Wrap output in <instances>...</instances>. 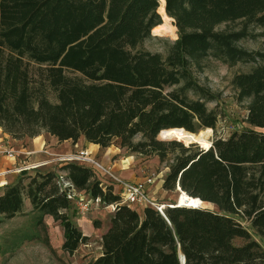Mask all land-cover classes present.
Returning a JSON list of instances; mask_svg holds the SVG:
<instances>
[{
  "label": "trees",
  "instance_id": "1",
  "mask_svg": "<svg viewBox=\"0 0 264 264\" xmlns=\"http://www.w3.org/2000/svg\"><path fill=\"white\" fill-rule=\"evenodd\" d=\"M158 6V0H0V128L16 140L45 132L107 147L117 138L134 153L161 161L174 155L162 188L179 186L216 206L173 202L163 214L144 207L140 217L136 208L117 205L92 264H180L179 253L184 264H264V250L249 230L264 237V131L257 129L264 128V63L233 79L238 98L248 99L253 128L215 137L208 148L158 139L169 128L196 133L216 126L214 110L174 87L181 78L177 62L218 47L222 37L214 28L222 22L264 24V0H165L179 34L167 58L134 50L159 25ZM236 51L225 45V52ZM137 135L141 140L132 143ZM61 165L36 167L26 182L17 177L0 187V216H16L28 199L61 222L62 247L71 254L87 237L61 212L71 201L57 172L105 204L121 198L111 184L103 187L91 166Z\"/></svg>",
  "mask_w": 264,
  "mask_h": 264
},
{
  "label": "rangeland",
  "instance_id": "2",
  "mask_svg": "<svg viewBox=\"0 0 264 264\" xmlns=\"http://www.w3.org/2000/svg\"><path fill=\"white\" fill-rule=\"evenodd\" d=\"M157 13L160 17V24L162 23V16L158 11ZM170 18V23L175 27V37L154 34L151 29L150 35L144 37L134 50L158 52L163 58H167L174 50L175 42L179 37L174 18ZM214 33L218 37H222L219 46L215 45L216 49L210 48L203 54L191 57L183 55L180 58L177 62L178 73L181 75L180 83L174 86L176 88L183 87L190 98L200 99L205 103L207 109L217 113L216 126L213 129L210 128L208 138L210 143L215 137L227 138L234 131L253 128L247 122L248 99L238 98L233 79L236 74L250 72L254 67L264 63L262 59L264 56V24L258 23L255 19L229 20L218 24L214 28ZM233 33L235 36H232ZM226 44L237 50L234 55L231 52H225ZM66 74L78 75L71 71H67ZM257 129L264 131V128ZM141 138L140 135L135 136L132 143L138 142ZM158 139L175 140L168 135L167 130L162 132ZM110 144L119 146L120 140L113 138ZM120 147L122 156L138 155V153L132 152L128 145H120ZM173 156L170 154L166 160L161 161L155 154L141 155L140 157H147L144 159L146 163L144 165L145 175L153 177L154 182L158 183L167 173L170 159ZM26 166L29 165L22 164L12 169L17 177L23 179V182L27 181L29 175L32 176L37 169H40L16 171L17 168ZM24 172L27 174H22ZM93 180H96L95 174ZM177 191L174 190L171 193L169 200L162 197L155 198V196L153 198L157 203H163L167 206V204L176 203ZM76 192L84 199L91 198L84 190L77 189ZM150 195L153 194L150 193ZM98 204V208H104L108 211V208H105L108 204L103 201ZM202 206L212 210L216 209V206L209 203H203ZM134 208L139 212L142 211V207ZM107 211L99 212L102 214ZM61 212L67 214L71 222L84 236L90 235L86 236L87 240L80 243L73 253H68L62 247L64 235L61 222L51 214L34 209L29 200L25 198L22 210L16 216L9 219L0 216V264H92L94 258H97L102 252V246L96 229L91 232V227L102 229L100 221H92L95 214H89V210L86 213H80L72 201L70 207L67 210L62 209ZM241 222L249 227V222L243 219ZM249 230L252 237L260 243L264 250V237L257 236L250 228ZM235 243L240 244L242 240L236 239Z\"/></svg>",
  "mask_w": 264,
  "mask_h": 264
},
{
  "label": "crops",
  "instance_id": "3",
  "mask_svg": "<svg viewBox=\"0 0 264 264\" xmlns=\"http://www.w3.org/2000/svg\"><path fill=\"white\" fill-rule=\"evenodd\" d=\"M6 149L14 151V155L12 157L6 156L3 152ZM80 149L88 151L91 156L103 165L110 166L113 173L120 179L135 182L149 177L146 176L144 172V165L146 164L144 159L147 157H140L141 154L122 156L120 145L114 146L110 144L107 147H101L98 144L86 141L83 137L78 138L76 142H73L72 140L59 141L55 136L45 132L33 138L16 140L0 129V180H4L5 183L3 185L12 184L17 179V175L12 169L18 165H37L59 156L69 155ZM57 163L58 165H61V163L53 161V163L43 165V167L40 166L39 168L46 169V167L52 166V169H56L55 166ZM162 183L163 179H160L158 183L154 182V185L150 186L149 192L153 194L152 196H155V198L162 197L169 200L173 191L164 190L162 188ZM101 184H109V181H102ZM3 185H0V187ZM114 210L110 207L108 208V211L104 208L96 209L91 207L89 209V214H95L93 215L94 217H92V221H100V227H102V229L91 227V232L96 229V234L99 236L100 240L101 236L110 226V219ZM99 211L107 212L101 214ZM139 213L141 217L142 212ZM86 236L90 235L86 234ZM95 259L96 257L94 260Z\"/></svg>",
  "mask_w": 264,
  "mask_h": 264
},
{
  "label": "built area",
  "instance_id": "4",
  "mask_svg": "<svg viewBox=\"0 0 264 264\" xmlns=\"http://www.w3.org/2000/svg\"><path fill=\"white\" fill-rule=\"evenodd\" d=\"M6 156L12 157L14 155V151L6 149L3 151ZM55 162H78L83 163L85 165L91 166L97 172H99L103 176V181H109V184L114 188V191L119 194L120 202L108 204L105 208H111L114 210L117 205L124 204L128 207H152L158 212L163 214V210L166 207V204H159L155 201L153 196L150 195V186L154 184L153 177H146L140 181H126L117 177L110 166L103 165L97 159H95L91 154L86 151L85 149H80L76 152H73L69 155L59 156L53 158L49 161L42 162L37 165H29L24 168H17L16 171L21 172L25 169H33L36 167H40L43 165H47L50 163ZM58 164V163H57ZM58 184L61 190L66 194V198L72 201L78 211L80 213L87 212L91 206L93 205L94 208H98L97 205L100 203L101 199L99 197L96 198H89L84 199V197L80 196L79 193L76 192V188L74 185L65 178V173L63 171H58ZM118 188V189H115ZM168 205V204H167Z\"/></svg>",
  "mask_w": 264,
  "mask_h": 264
},
{
  "label": "bare ground",
  "instance_id": "5",
  "mask_svg": "<svg viewBox=\"0 0 264 264\" xmlns=\"http://www.w3.org/2000/svg\"><path fill=\"white\" fill-rule=\"evenodd\" d=\"M157 11L162 16V23L156 25L152 28V32L158 35H170L175 37V27L170 23V17L165 12V0H159V6ZM167 133L170 137L174 139L181 140L183 143H197L204 148H208L210 146L209 135L210 128H206L203 130H199L196 133L185 131L180 128H171L167 130ZM4 180H0V185H3ZM178 203V204H177ZM204 202L197 198H191L187 196L184 192H178L176 205L178 206H202Z\"/></svg>",
  "mask_w": 264,
  "mask_h": 264
},
{
  "label": "water",
  "instance_id": "6",
  "mask_svg": "<svg viewBox=\"0 0 264 264\" xmlns=\"http://www.w3.org/2000/svg\"><path fill=\"white\" fill-rule=\"evenodd\" d=\"M174 128H178V127H174ZM169 129H171V128H169ZM180 129H183V130H185L184 128H180ZM186 131V130H185ZM176 141H178V140H176ZM180 142V141H179ZM189 144H192V143H188V144H184L185 146H187V145H189ZM210 146H211V143H210ZM209 146V147H210ZM177 190L179 191V192H182L181 190H180V188H179V186H177ZM188 196V195H187ZM190 197V196H189ZM192 198V197H191ZM197 199H199V198H197ZM207 203V202H206ZM178 204V203H177ZM178 206V205H177ZM188 207H199V206H197V205H192V206H188ZM200 208H206V206H200ZM179 260H180V264H184V256L181 254V253H179Z\"/></svg>",
  "mask_w": 264,
  "mask_h": 264
}]
</instances>
